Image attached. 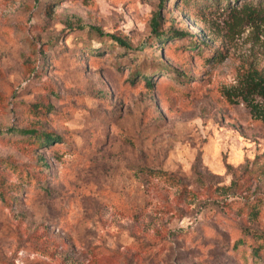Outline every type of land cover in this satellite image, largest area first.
<instances>
[{"label": "rangeland", "instance_id": "1", "mask_svg": "<svg viewBox=\"0 0 264 264\" xmlns=\"http://www.w3.org/2000/svg\"><path fill=\"white\" fill-rule=\"evenodd\" d=\"M229 1L0 0V158L29 174L0 167V264H253L243 237L264 259V172H244L264 118L235 101L264 74V0ZM158 12L186 37L156 42Z\"/></svg>", "mask_w": 264, "mask_h": 264}, {"label": "trees", "instance_id": "2", "mask_svg": "<svg viewBox=\"0 0 264 264\" xmlns=\"http://www.w3.org/2000/svg\"><path fill=\"white\" fill-rule=\"evenodd\" d=\"M228 1V6H229V0ZM237 1H242V0H237ZM252 2L243 0L242 2V9L246 10L247 12H253L256 11V9L251 8ZM161 14L155 13V15L152 18L151 21V27H152V33L155 35V41L165 44L167 41L170 40H177L181 39V37H186V35L183 32H168L167 34H161L159 30L161 29ZM89 33L90 34H96L98 36L104 37L107 36L111 40H113L118 46L124 48V50L128 51L129 49H132V45L123 37L118 36L114 33H105L103 32L102 29L91 26L89 28ZM163 46V45H162ZM199 47V44L196 42L192 41V43L188 46L192 51L197 50ZM97 53V51L95 52ZM151 72V71H149ZM139 72H134V75L136 76ZM140 77H143L145 83L151 88L153 87V76L150 73V75L143 76V74L140 73ZM236 99L235 101H240L246 104L250 108L251 111H253L256 114V117H262L264 118V74L260 72H254L252 75H246L243 76L241 80V86L238 89L237 92H235ZM4 132V131H2ZM1 132V133H2ZM10 132L13 134L21 135L23 136L27 141L36 144L38 147H48L52 143L56 141V137L53 136L50 133L40 131L38 129L34 128H24L20 130L16 129H10ZM5 169H2V171L8 170L14 175H18L20 179L27 178L29 177V174L27 171L23 170L22 168H18L17 166L13 165L12 163H9L3 158H0V167H4ZM140 172L146 174V175H151V176H164L168 177L171 179L173 182L178 183L181 181L180 179H177V176L173 173H170L168 171L164 170H158L155 168H150L143 166L139 169ZM10 172L1 174L0 173V186H1V191L0 195L3 200H6L5 198V188L9 187L5 182L6 178L10 176ZM247 174L250 176H257V174L264 172V153L257 155L248 165H246L245 171ZM10 187H15V185H11ZM260 207H257V205H253L248 207L249 213L253 214L254 216L257 215L258 210ZM248 235L250 232H248ZM255 237L253 236V239ZM264 239V237H262ZM258 244V245H256ZM261 245V246H260ZM262 244L261 243H255L252 242V240H247V238L243 237L238 239L235 244H234V249L235 252H240L242 254H245V250L249 249L250 254L249 257L252 260L253 264H264L263 262V252H261L262 249Z\"/></svg>", "mask_w": 264, "mask_h": 264}]
</instances>
